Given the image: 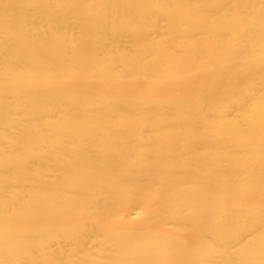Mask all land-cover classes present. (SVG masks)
I'll return each instance as SVG.
<instances>
[{"label": "bare ground", "instance_id": "obj_1", "mask_svg": "<svg viewBox=\"0 0 264 264\" xmlns=\"http://www.w3.org/2000/svg\"><path fill=\"white\" fill-rule=\"evenodd\" d=\"M0 264H264V0H0Z\"/></svg>", "mask_w": 264, "mask_h": 264}]
</instances>
